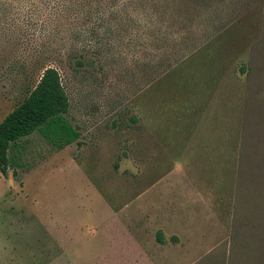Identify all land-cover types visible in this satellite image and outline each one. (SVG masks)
Returning a JSON list of instances; mask_svg holds the SVG:
<instances>
[{
    "label": "rangeland",
    "instance_id": "374dc122",
    "mask_svg": "<svg viewBox=\"0 0 264 264\" xmlns=\"http://www.w3.org/2000/svg\"><path fill=\"white\" fill-rule=\"evenodd\" d=\"M108 1L0 0V122L55 67L81 132L0 172V264H264V0Z\"/></svg>",
    "mask_w": 264,
    "mask_h": 264
},
{
    "label": "trees",
    "instance_id": "16d2710c",
    "mask_svg": "<svg viewBox=\"0 0 264 264\" xmlns=\"http://www.w3.org/2000/svg\"><path fill=\"white\" fill-rule=\"evenodd\" d=\"M116 2L108 1L109 5ZM69 108V95L59 70L55 67L44 68L39 80L27 91L21 103L0 122V172L8 176L12 168L21 166L22 142L36 132L58 150L77 141L81 132L68 119ZM232 184L233 181L231 187H234ZM159 236L163 241L161 233Z\"/></svg>",
    "mask_w": 264,
    "mask_h": 264
}]
</instances>
